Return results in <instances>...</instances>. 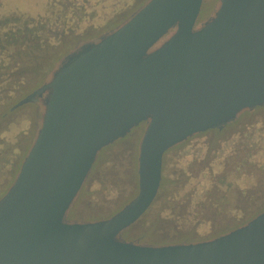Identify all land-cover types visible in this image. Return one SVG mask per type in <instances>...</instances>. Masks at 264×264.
<instances>
[{
    "label": "water",
    "instance_id": "water-1",
    "mask_svg": "<svg viewBox=\"0 0 264 264\" xmlns=\"http://www.w3.org/2000/svg\"><path fill=\"white\" fill-rule=\"evenodd\" d=\"M202 3L147 0L67 53L14 104L37 95L43 112L0 197V264H264V210L207 240L154 245L121 236L153 203L167 150L264 108V0H219L196 27ZM142 122L136 195L107 218L68 220L100 150Z\"/></svg>",
    "mask_w": 264,
    "mask_h": 264
},
{
    "label": "rangeland",
    "instance_id": "rangeland-1",
    "mask_svg": "<svg viewBox=\"0 0 264 264\" xmlns=\"http://www.w3.org/2000/svg\"><path fill=\"white\" fill-rule=\"evenodd\" d=\"M48 1L1 0L0 10L3 14L17 11L28 15H38L45 12ZM121 3V0H106L104 5L89 10V19L81 23L80 28L86 27L85 30L90 31L93 26L98 28L105 27V21L110 16H113L115 10L119 8L117 4ZM218 5L219 0H203L196 27L212 16ZM76 31L80 32L79 30ZM109 31L111 30L106 32ZM168 35L158 44L166 39ZM71 39H68L67 42H70ZM88 41L95 40L91 39ZM82 43L85 42L79 41L76 47ZM42 112L43 105L41 100L36 99L34 102H28L17 107L12 115H9L6 121L0 125V158L2 157L0 159V180L3 179L2 181L5 182H7V178L10 180L12 175L11 165L14 163L19 170L20 164L40 126ZM144 129L145 123H141L124 138L100 150V152L103 151L97 159L95 168L90 171L84 183L85 193L68 212V220L94 221L107 218L136 195L138 189L136 173L138 145ZM206 154H212L209 157V165L211 167L201 170L198 176L195 177L193 172H189L191 177L187 188L189 190L193 188L197 192L192 196L193 203L202 199L205 191L211 188L210 186L215 180V176L217 177L224 170L225 164L229 165L228 167L234 164L233 159L235 157H231L230 154H251L249 163L256 165L253 168H249V171L241 173L236 169L231 171L228 176V180L231 182L230 187L224 188V186H221V189L226 191V203L224 204L226 213L224 216L200 222L197 226L196 235L190 242L214 238L212 229L219 227L229 220L230 217H234L237 214L244 217L236 209L237 204L252 206L248 208L251 212L260 209L264 210V108L255 107L242 111L237 115L235 122L227 125L220 134L208 131L191 137L182 147L169 152L166 158L167 161L169 160L168 162H171L170 159H172L175 164L189 171V169L191 170V165L197 170L199 163L205 159ZM167 168L169 169L170 167L167 165ZM168 169H166L167 172ZM18 170L10 180V183L14 180ZM7 172L9 174L5 177ZM241 190L252 191L253 193L244 192L240 196L238 192ZM250 195H253V204L251 203L252 198ZM246 198L249 200L247 204H245L247 202L245 201ZM147 216L151 217L152 214ZM147 221L146 219L131 228L123 238L128 241H134L136 236L144 234L145 239L137 243L154 245L176 243L169 241L165 243L159 242L164 237L168 239V234L160 230L148 229L149 221ZM242 221V224H244V218Z\"/></svg>",
    "mask_w": 264,
    "mask_h": 264
},
{
    "label": "trees",
    "instance_id": "trees-1",
    "mask_svg": "<svg viewBox=\"0 0 264 264\" xmlns=\"http://www.w3.org/2000/svg\"><path fill=\"white\" fill-rule=\"evenodd\" d=\"M105 1L49 0L45 12L38 15H28L17 11L3 14L0 10V125L6 121L9 115H12L16 109L14 104L46 82L60 59L73 50L79 41L86 42L91 39L96 41V38L104 32L113 30L125 22L130 14L146 0H121L122 3L117 4L119 8L115 10L113 16L105 21V27L93 26L90 31L85 30L86 27L80 28V24L89 19V10L104 5ZM70 38H72L71 41L67 42ZM235 120L236 117L226 124L205 132L214 131L216 134H220L227 125L232 124ZM191 137L164 153L162 178L158 193L146 213L137 222L122 231V237H125L131 228L147 219L149 221L148 229L160 230L168 234V239L163 236L164 238L159 242L186 243L193 240L200 222L224 216L226 213V207L224 206L226 191L221 189V186H224V188L230 187L231 182L228 180V176L232 170L236 169L241 173L249 171V168H253L256 164L249 163L251 154H230L231 157H235L233 159L234 164L231 167L225 164L224 170L217 177L215 176L211 188L205 191L202 199L193 203L192 196L197 192L193 188L191 190L187 188L191 177L189 172H193L195 177L198 176L201 170L210 168L209 157L212 154L205 155V159L199 163L197 170L191 165L189 171L175 164L172 159H170L171 162H168L169 160L167 161L166 158L169 152L182 147ZM101 152L98 153L91 170L95 168ZM167 165L170 167L169 169ZM11 169L10 180L15 175L18 167L14 163L11 165ZM166 169H168V172ZM9 173H5V177ZM2 180H0V197L11 184L8 178V184ZM84 183L69 211L85 193ZM244 192L253 193L252 191L241 190L238 194L241 196ZM250 196L253 204V195ZM245 201H247L245 203L247 204L248 198ZM250 207L252 206L237 204L236 209L244 217L238 214L230 217L224 224L212 229V236L216 237L227 230L234 229L242 224L243 218L246 222L262 211L260 209L251 212L248 210ZM151 214V217L147 216ZM143 239H145L144 234H139L132 242L137 243Z\"/></svg>",
    "mask_w": 264,
    "mask_h": 264
},
{
    "label": "flooded vegetation",
    "instance_id": "flooded-vegetation-1",
    "mask_svg": "<svg viewBox=\"0 0 264 264\" xmlns=\"http://www.w3.org/2000/svg\"><path fill=\"white\" fill-rule=\"evenodd\" d=\"M32 93H33V92H32ZM32 93H31V94H32ZM29 95H30V94H29ZM29 95H28V96H29ZM43 95H44V94H43ZM43 95H42V96H43ZM26 97H27V96H26ZM36 99H40V100H41V103H42V98L38 97L37 95H33L32 98L29 100V102H34V101H36ZM142 123H145V122H142ZM128 134H129V133H128ZM162 164H163V162H162Z\"/></svg>",
    "mask_w": 264,
    "mask_h": 264
}]
</instances>
